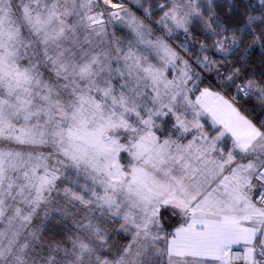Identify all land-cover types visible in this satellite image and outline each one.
Instances as JSON below:
<instances>
[{
	"label": "snow or ice",
	"instance_id": "snow-or-ice-1",
	"mask_svg": "<svg viewBox=\"0 0 264 264\" xmlns=\"http://www.w3.org/2000/svg\"><path fill=\"white\" fill-rule=\"evenodd\" d=\"M146 2L0 0V264H264V0Z\"/></svg>",
	"mask_w": 264,
	"mask_h": 264
},
{
	"label": "trees",
	"instance_id": "trees-1",
	"mask_svg": "<svg viewBox=\"0 0 264 264\" xmlns=\"http://www.w3.org/2000/svg\"><path fill=\"white\" fill-rule=\"evenodd\" d=\"M156 2H158V0H156ZM181 37L183 38V35H181ZM252 59L255 61L256 65L264 67V64H262L261 54L259 51L256 52V54L252 57ZM245 108L249 112H251V106L250 105H245ZM252 114L255 115V113H252Z\"/></svg>",
	"mask_w": 264,
	"mask_h": 264
},
{
	"label": "rangeland",
	"instance_id": "rangeland-1",
	"mask_svg": "<svg viewBox=\"0 0 264 264\" xmlns=\"http://www.w3.org/2000/svg\"><path fill=\"white\" fill-rule=\"evenodd\" d=\"M141 2L142 3H144L145 4V7H147L148 6V3L146 2V0H141ZM158 2H160V3H162L163 2V0H158ZM129 7L131 8V10L133 11V12H136V14L137 15H141V12H139L138 10H137V8L136 7H132L131 5H129ZM157 17H153V19H156ZM117 35L118 36H122L123 35V33L122 32H117ZM178 35H180V39L181 40H183V38L181 37V33H178ZM179 41H177V43H178Z\"/></svg>",
	"mask_w": 264,
	"mask_h": 264
}]
</instances>
